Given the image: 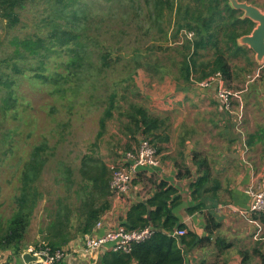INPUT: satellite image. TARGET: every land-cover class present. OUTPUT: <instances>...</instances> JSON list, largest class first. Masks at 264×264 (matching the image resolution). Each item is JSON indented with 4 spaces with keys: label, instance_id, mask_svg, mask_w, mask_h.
<instances>
[{
    "label": "trees",
    "instance_id": "trees-1",
    "mask_svg": "<svg viewBox=\"0 0 264 264\" xmlns=\"http://www.w3.org/2000/svg\"><path fill=\"white\" fill-rule=\"evenodd\" d=\"M34 1L36 0H0V20L6 22L8 30L18 28L22 24L23 12L28 4ZM45 2L50 11L42 22L51 29L50 43L57 42L60 51L64 52L68 59L64 63L65 75L40 77L45 81L50 79L55 82L58 91L63 95L71 92L69 101L81 98V101L86 102L87 100L82 98L83 92H88L91 97L97 90L99 78H106L104 74L115 70L125 61L128 72L121 82H134V75L139 69H145L147 72L158 70L162 63L159 60L155 64L152 62L154 44L148 47L142 45L147 41L144 39L153 37L154 32L176 47L175 51L181 58L176 81L184 90L216 74L223 76L230 89L236 81L244 83L246 71L254 70L255 61L249 57L253 51L241 45L239 40L250 35L257 24L245 18L243 11L234 9L229 0ZM246 2L257 6L250 0ZM167 19L168 26L173 29L170 34L164 26ZM124 28L137 29L142 32L138 37L143 38L135 40L136 44L126 45H123L125 41L115 40V44L119 45L117 50L127 52L124 57L115 58V48L108 46L112 40H100V37L104 33H111L115 38L127 34ZM189 33H192V37L188 36ZM154 41L152 40L153 43ZM17 46L19 48L15 51L16 57L22 55L21 47L29 55L40 58H45L50 51L41 38L36 41L23 40L18 42ZM42 51L46 53L42 54ZM242 60L247 67H240ZM0 62L7 63L8 60L3 59ZM40 63L43 65L44 61L40 60ZM5 77L8 76L0 75V86L8 89L9 81H5ZM1 102L0 112L6 114L14 106L12 93H8ZM104 106L97 141L103 139L107 121L114 118L117 108L115 91L107 96ZM226 114L232 124L229 128H235L236 124H233L229 113ZM121 115L126 118V123H122L121 133L130 141L137 142V146L141 139L148 140L160 156L162 148L157 143L165 139L160 134L164 123L159 114L154 115L145 106L130 104L128 110ZM251 144L246 142L247 146ZM97 146L96 142L94 152L83 156L79 178L64 162L57 163L56 179L63 185L65 195L58 196L51 205L45 206L39 229L43 242L35 246L42 244L53 250L62 249L79 238L91 235L96 225L111 210L115 195L110 189V182L114 169L122 165V156L119 162L111 167L96 155ZM53 156V147L44 138L33 146L29 159L23 163L18 193L14 198L15 210L5 223H0V250H10L17 256L24 252L23 245L35 214L42 202L46 201L40 184ZM194 163L200 175L191 186L196 204L189 209L190 213L202 212L206 206V198L216 196L219 191L218 180L211 178L208 161L196 157ZM177 168L179 178L193 176L190 168L184 164L177 163ZM138 176L141 177L142 174L139 173ZM142 181L146 195L142 200H135L131 204L121 225L128 231L140 232L149 229L152 235L142 242L134 243L129 252L105 250L98 264H184L186 248L208 247L214 244L220 255L232 248V244L226 239L215 237L221 223L213 216L206 218V235L199 236L187 230V225L181 223L174 212L180 198L176 196L177 190L168 182L155 179L154 176ZM254 218L261 224V237L264 238V213ZM182 229L186 230L185 235H175ZM258 243L251 251L241 252L243 264L250 255L258 257L261 264H264L263 245L260 241Z\"/></svg>",
    "mask_w": 264,
    "mask_h": 264
},
{
    "label": "rangeland",
    "instance_id": "rangeland-1",
    "mask_svg": "<svg viewBox=\"0 0 264 264\" xmlns=\"http://www.w3.org/2000/svg\"><path fill=\"white\" fill-rule=\"evenodd\" d=\"M250 1L264 12V0ZM49 11L45 0H36L28 4L23 12L22 24L18 28L8 30L6 22L0 20V61L8 60L7 63L0 62V75H7L8 77L4 80L9 81L8 89L0 86V105H2V98L7 97L8 93L11 92L14 98L12 109L6 114L0 112V223H5L15 210L14 198L18 193L22 165L29 159L33 146L45 138L54 150V156L40 184L46 201L42 202L35 214L23 245L25 249L43 242L39 229L44 208L51 205L58 196L65 195L63 185L56 179L59 161L72 168L76 177L79 178L81 160L85 154L94 152V144L97 142L96 155L109 166H115L123 153L137 146V142L130 141L121 133L122 123H126V118L121 114L128 110L130 104H138L145 106L151 112L154 110L159 112L155 107L158 102L168 100L171 96L183 98L182 92L187 91L176 81L181 59L175 51L176 47L153 31V37L144 39L147 41L142 45L148 47L154 44L152 62L155 64L159 60L162 63L158 70L147 72L145 69H139L134 75V82H121L128 72L125 61L115 70L104 74L106 78H99L97 90L91 97L88 92H83L82 98L87 100L86 102L81 101V98L69 101L71 92L63 95L58 91L55 82L50 79L45 81L40 77V75L66 74L64 63L68 57L60 51L57 42L50 43L51 29L42 22ZM164 26L168 34L173 31L172 26H168V19L164 22ZM124 29L128 33L116 38L111 33H104L100 37V40H112L108 46L115 48L113 53L115 58L124 57L127 53L117 50L119 45L115 44V40L125 41L123 45H126L136 44L135 40L143 38L138 37L142 32L137 29ZM38 38L43 39L50 49L45 58L31 56L22 47L20 48L22 55L15 56V51L19 48L18 42L36 41ZM152 40H155V43ZM243 46L247 48L246 45ZM45 53L42 51V54ZM249 57L253 61L256 60L254 52L250 53ZM40 60L44 61L43 65ZM239 64L241 68L247 67L243 60ZM263 68L264 64L255 61L254 70L246 71L244 83L236 81L230 87L232 91L240 93V100L234 102L233 113H229L232 121L239 123L242 120L244 105L250 96L264 95ZM194 87L188 89L190 93L193 92ZM114 91L117 93L114 118L107 121L106 133L103 139L97 141L100 120L105 109L104 104L107 96ZM181 100L177 99V102ZM260 110V115L264 116L262 111L264 105L260 107ZM187 113L200 122L205 132L212 129L208 124L204 125L207 111L197 112L195 108H192L188 109ZM181 114L183 112L179 116ZM187 127L189 128V125ZM225 130L231 134L230 129L226 127ZM196 131L201 132L199 128H196ZM170 132L172 133V129Z\"/></svg>",
    "mask_w": 264,
    "mask_h": 264
},
{
    "label": "crops",
    "instance_id": "crops-1",
    "mask_svg": "<svg viewBox=\"0 0 264 264\" xmlns=\"http://www.w3.org/2000/svg\"><path fill=\"white\" fill-rule=\"evenodd\" d=\"M192 91H183V98L171 96L155 106L159 112L154 110L152 113L160 114L164 123L160 134L165 140L157 143L162 148L161 167L140 171L142 176L135 179L137 182L132 183L128 192L113 198L112 208L103 217V224L96 234L103 235L121 225L131 204L135 200H142L146 195L142 179L154 176L155 179L168 182L177 190L176 196L180 199L174 212L180 222L187 225V230L199 236L206 235V218L213 216L221 223L215 237L224 238L232 244V248L224 255L217 252L214 244L186 248L184 264H243L241 252L251 251L259 241L264 252L262 231L259 233L256 219L246 213L251 205L247 190L250 187L264 186V116L259 112L264 105V95L250 96L244 105L245 112L242 109V120L239 123L233 121L235 128H229L231 123L227 111L217 98L215 89L202 90L196 85ZM177 99L182 100L177 102ZM192 108L197 112L207 111L204 125L208 124L212 128L210 131L205 132L200 122L187 113ZM181 112L183 114L179 116ZM226 127L231 130V134L225 130ZM196 128L201 132L198 133ZM247 141L252 143L251 146L246 145ZM196 157L208 161L211 178L218 180L219 191L216 196L206 198V206L202 212L190 213L189 209L196 204L191 186L200 175L194 163ZM177 163L190 168L193 176L179 178ZM105 250L107 248L87 257L75 255L59 264H98ZM0 264L26 263L22 254L17 256L10 250H0ZM245 264L261 262L258 257L250 255Z\"/></svg>",
    "mask_w": 264,
    "mask_h": 264
},
{
    "label": "built area",
    "instance_id": "built-area-1",
    "mask_svg": "<svg viewBox=\"0 0 264 264\" xmlns=\"http://www.w3.org/2000/svg\"><path fill=\"white\" fill-rule=\"evenodd\" d=\"M192 37V33L188 34ZM197 86L202 90L215 89L217 98L223 104L225 111L232 114L234 102L240 100V93L230 90L221 74H216L200 83ZM241 119V115H239ZM121 167L114 169L110 182V189L116 197L126 194L138 173L146 169H158L161 167V159L157 149L148 141L141 139L138 146L133 150L123 153ZM247 193L251 197L250 209L246 212L250 216H257L264 213V186L255 188L250 187ZM259 233L262 231L261 224L255 221ZM103 220L95 227L91 235H87L69 246L62 249L53 250L52 248L39 245L26 248L34 257L39 258L38 264H59L74 258L75 255L90 256L103 248L115 252H129L134 243L142 242L152 235V231H128L124 226L119 225L110 229L103 235H97L96 231L101 228ZM186 230H178L175 235L183 236ZM79 240V241H78ZM264 241V238L261 237Z\"/></svg>",
    "mask_w": 264,
    "mask_h": 264
},
{
    "label": "water",
    "instance_id": "water-1",
    "mask_svg": "<svg viewBox=\"0 0 264 264\" xmlns=\"http://www.w3.org/2000/svg\"><path fill=\"white\" fill-rule=\"evenodd\" d=\"M234 9L244 12L245 18L254 21L257 25L250 35L244 36L239 40L241 45H246L256 55V61L264 64V12L257 6L239 0H229ZM242 138V136H240ZM22 258L26 264H33L39 261L31 253L25 251Z\"/></svg>",
    "mask_w": 264,
    "mask_h": 264
}]
</instances>
